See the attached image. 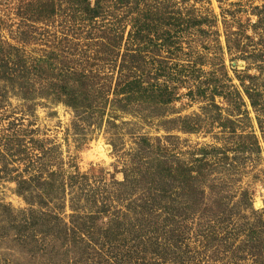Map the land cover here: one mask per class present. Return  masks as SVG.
<instances>
[{
  "label": "rangeland",
  "instance_id": "obj_1",
  "mask_svg": "<svg viewBox=\"0 0 264 264\" xmlns=\"http://www.w3.org/2000/svg\"><path fill=\"white\" fill-rule=\"evenodd\" d=\"M0 264H264V0H0Z\"/></svg>",
  "mask_w": 264,
  "mask_h": 264
}]
</instances>
